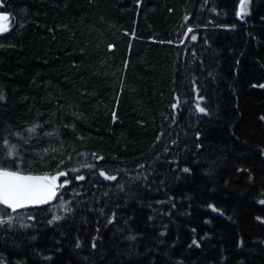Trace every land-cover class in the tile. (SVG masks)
Segmentation results:
<instances>
[{
	"label": "trees",
	"instance_id": "obj_1",
	"mask_svg": "<svg viewBox=\"0 0 264 264\" xmlns=\"http://www.w3.org/2000/svg\"><path fill=\"white\" fill-rule=\"evenodd\" d=\"M240 3L0 0V166L67 172L2 218L0 264H264V0Z\"/></svg>",
	"mask_w": 264,
	"mask_h": 264
},
{
	"label": "snow or ice",
	"instance_id": "obj_2",
	"mask_svg": "<svg viewBox=\"0 0 264 264\" xmlns=\"http://www.w3.org/2000/svg\"><path fill=\"white\" fill-rule=\"evenodd\" d=\"M246 4L244 0H241L240 9L241 13H246ZM8 16L0 15V32H4L8 28ZM189 32L192 31L191 28L188 29ZM195 40L196 37L192 36ZM199 112L204 113L205 109L197 105ZM36 127H39L37 125ZM28 131L35 132L36 128H30ZM99 159H103L99 157ZM79 169H72V171H78ZM183 171L188 172L189 169L185 168ZM67 172H59L54 176H32L23 175L19 171H11L7 168L0 166V205H3L6 209H11L15 212L17 209H22L30 205H43L51 202L57 196V191L59 188L63 187V184H58L61 176H66ZM100 175L106 180H116V176H108L104 172H100ZM83 180V176L77 177ZM67 183V181H65ZM264 203V201H261ZM3 209H0L2 211ZM215 210V209H214ZM57 220L60 217H56ZM4 223H10V221H5L0 219V225ZM195 243V241H194ZM95 246V245H94Z\"/></svg>",
	"mask_w": 264,
	"mask_h": 264
},
{
	"label": "rangeland",
	"instance_id": "obj_3",
	"mask_svg": "<svg viewBox=\"0 0 264 264\" xmlns=\"http://www.w3.org/2000/svg\"><path fill=\"white\" fill-rule=\"evenodd\" d=\"M0 15H4V12L3 11H1L0 10ZM11 24H10V22H9V19H8V28H7V30L6 31H8L10 28H11ZM6 31H4V32H6ZM4 32H0V33H4ZM12 171V170H11ZM22 174V173H21ZM23 175H26V174H23ZM28 175H30V174H28ZM45 175H48V176H53V175H49V174H44V175H35V174H33L32 176H45ZM58 184H59V181H58ZM58 193H59V189H58V191H57V196H56V198L55 199H57L58 198ZM54 199V200H55ZM53 201V200H52ZM2 208H3V210L2 211H0V219H2L3 217H5L6 219H8V220H10V221H12L14 218H16V217H18V216H20V214H21V211L20 210H22V209H24V208H22V209H17L15 212H12V210L11 209H6L3 205H0ZM28 207V206H27ZM63 207H66L64 204H63ZM26 208V207H25ZM9 211V212H8Z\"/></svg>",
	"mask_w": 264,
	"mask_h": 264
},
{
	"label": "water",
	"instance_id": "obj_4",
	"mask_svg": "<svg viewBox=\"0 0 264 264\" xmlns=\"http://www.w3.org/2000/svg\"><path fill=\"white\" fill-rule=\"evenodd\" d=\"M246 1H247V0H244V3H245ZM239 13L241 14V9H240Z\"/></svg>",
	"mask_w": 264,
	"mask_h": 264
}]
</instances>
